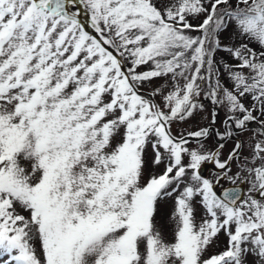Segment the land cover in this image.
<instances>
[{
	"label": "snow or ice",
	"instance_id": "6c2138e0",
	"mask_svg": "<svg viewBox=\"0 0 264 264\" xmlns=\"http://www.w3.org/2000/svg\"><path fill=\"white\" fill-rule=\"evenodd\" d=\"M229 28L238 43L221 42ZM218 51L237 63L218 64ZM156 79L168 88L141 92ZM205 82L231 125L221 140L256 124L248 156L238 140L224 160L223 143L207 151L208 128L173 134L203 110ZM254 112L264 116V0H0V259L264 264V119ZM234 159L247 193L227 175ZM149 163L160 171L146 176ZM223 178L236 186L218 194ZM162 199H173L171 239L156 221ZM221 234L225 247L209 253Z\"/></svg>",
	"mask_w": 264,
	"mask_h": 264
},
{
	"label": "rangeland",
	"instance_id": "374dc122",
	"mask_svg": "<svg viewBox=\"0 0 264 264\" xmlns=\"http://www.w3.org/2000/svg\"><path fill=\"white\" fill-rule=\"evenodd\" d=\"M168 0H164V3H167ZM82 17L84 18V14L82 15ZM87 17V15H86ZM88 19V18H87ZM202 20V17L199 19H195V18H190V23H192L193 25H196L198 23H200ZM191 35H198L197 32L192 31L190 33ZM220 40L223 44L226 45H232L234 43H238L239 41L237 40V38L233 35V32L231 30V28H229L228 31H225L221 34L220 36ZM252 47H255V45H252ZM216 61L218 62V64L222 65L224 63H229V64H235L237 63V61L233 60L231 58V56L223 51H218L216 53ZM143 70V69H141ZM221 81L227 86V87H231V84L228 83L227 79L225 78L224 75H221ZM181 83H183V81H181ZM154 86H162L165 89L168 88V85L165 81L160 80V79H156L152 81L151 85H145L142 89L143 90H147V91H152V88ZM157 102L160 101V97L157 96L155 97ZM198 102L203 104L204 108L203 110H197V112L194 114V116L191 119H188L184 122H176L175 124H173L172 126V131L174 135H181V134H187L188 132H192V131H197L200 130L201 128H204V126L211 122V120L213 119L212 116V112L213 109L215 108L216 111V117L215 119H217V121L219 120L220 122H222L223 118L226 116V109L223 106L220 105H213L211 102H207L205 100V95L204 92L202 91V94L200 97L197 98ZM246 102H248V99H245ZM246 104V103H245ZM247 105V104H246ZM249 134H242L240 137L242 138V136H248ZM211 139H208L206 141H202V143L205 145V149L207 151H210V143ZM251 142V141H249ZM197 142H190V147L192 146H196ZM228 151V145L224 146L222 151H221V155H220V159H223L225 156V152ZM248 152V149H247ZM152 158V152L151 149L149 148L148 152L145 154V159L146 161L151 160ZM163 167V165L161 166V168ZM160 169H156L153 168L150 163L148 164V167L146 168V172L145 175L147 176V174L149 172H159ZM239 172V177L236 176V174ZM217 173H219V170H214L209 176V179L215 180V177L217 175ZM228 176L234 177L236 178V181L242 180V181H246L248 182V180L246 179L247 177V173L243 170H241V167H239V164L237 163H231L230 164V171H228L227 173ZM231 181L227 178H225V180L221 183V185H226L228 183H230ZM250 185V184H249ZM222 186H218L217 189H220ZM197 208V212H196V218L197 221L199 222L201 216L203 215V211L202 209L199 208V205H196ZM173 210V199H162L160 201V203L158 204V210H157V215H156V221L157 224L163 229L166 238L171 239V225L169 223V218H170V213ZM25 215H27V213H23ZM225 243H226V238L224 237L223 234L220 235L219 239L216 242V245H214L211 249H209V253H214V252H218L220 250H222L225 247ZM6 257V256H5ZM4 258V257H3ZM0 259V263H1ZM246 264H255V258L252 255L247 256L246 258Z\"/></svg>",
	"mask_w": 264,
	"mask_h": 264
},
{
	"label": "flooded vegetation",
	"instance_id": "af4514ba",
	"mask_svg": "<svg viewBox=\"0 0 264 264\" xmlns=\"http://www.w3.org/2000/svg\"><path fill=\"white\" fill-rule=\"evenodd\" d=\"M205 100L207 102H211V100L209 98H206L205 97ZM212 114H213V112H212ZM254 115H257L259 117V119H263V117H261L259 115V113H255ZM225 119H226V116L223 118L222 122H220L219 120L217 121V119H215V121L213 122V119H212L211 122H209V123H207L205 125L204 128H208L209 129V135L204 140H207L208 138L211 139V141L209 143V145H210L209 150L211 151L213 149H217L218 146H219V144L223 143L224 146L228 145V151L225 152L226 153L225 155L228 156V154L231 152V150L235 146L236 141L238 140L243 145V147L241 149V155L242 156H248L249 153L251 152L252 146H254V144L256 142V139H258V137H254V131L257 130V126H255L254 124H252L249 129L244 130L242 132L241 131H238V130H234L233 137L227 138L225 140H221V138L219 136H217L216 133L217 132L224 133L226 130L231 129V125H229L228 129H226L225 124H224ZM246 133L249 134V135L248 136H242V138L240 136H238V135H242V134H246ZM249 141H251V142H249ZM247 149H248V152H247ZM221 151L222 150H220V155H221ZM227 156L224 159H226ZM224 159H221V160H224ZM231 163H237V164H239V167H241L240 166V163L236 159H234L233 161H231ZM214 170H218V169H216L215 166L212 164L211 167H210V170L208 172V176ZM223 180H225V178H223ZM241 182L244 185V193H247V191H248V189L250 187L249 183L246 182V181L239 180V181H236V184L241 183ZM230 183H232V182H230ZM256 195L258 197V194H256Z\"/></svg>",
	"mask_w": 264,
	"mask_h": 264
},
{
	"label": "water",
	"instance_id": "95a60500",
	"mask_svg": "<svg viewBox=\"0 0 264 264\" xmlns=\"http://www.w3.org/2000/svg\"><path fill=\"white\" fill-rule=\"evenodd\" d=\"M82 23H83V22H82ZM83 24H84V23H83ZM84 25H85V24H84ZM85 27H86V26H85ZM86 29H87L88 31H90V32L92 31L91 29H88L87 27H86ZM191 139H194V138H191Z\"/></svg>",
	"mask_w": 264,
	"mask_h": 264
}]
</instances>
